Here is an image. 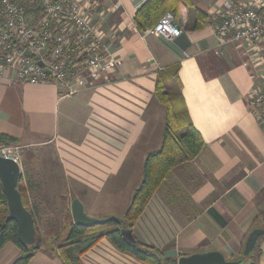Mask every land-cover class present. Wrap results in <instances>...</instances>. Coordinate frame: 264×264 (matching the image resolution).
<instances>
[{
  "label": "crops",
  "instance_id": "0c3cea01",
  "mask_svg": "<svg viewBox=\"0 0 264 264\" xmlns=\"http://www.w3.org/2000/svg\"><path fill=\"white\" fill-rule=\"evenodd\" d=\"M146 1L100 0L102 18L95 16L92 22L116 66L104 78L87 81L75 95L61 94L54 84L21 83L7 69L1 72L0 134L14 138L8 145L20 149L35 226L43 213L39 207L46 181L66 188L49 197L51 206L57 204L55 197L82 202L81 197L94 193L100 199L109 181V194L118 192L123 169V181L137 176L134 192L146 155L161 144L164 107L155 94L161 75L166 89L181 95L203 146L169 171L131 231L137 241L162 249L169 259L209 250L226 258L237 255L254 219L264 225V130L245 102L254 86L250 56L234 42L219 45L215 35L219 17L214 15L229 0L179 3L174 17L181 33L173 42L144 35L145 29L136 26L135 14ZM41 148L46 157L39 160L33 155ZM39 163L42 172L34 168ZM257 242L255 262L264 264V237ZM21 254L7 242L0 249V264H13ZM79 260L144 264L105 237ZM27 264L62 263L54 253L38 250Z\"/></svg>",
  "mask_w": 264,
  "mask_h": 264
},
{
  "label": "built area",
  "instance_id": "2783aa9c",
  "mask_svg": "<svg viewBox=\"0 0 264 264\" xmlns=\"http://www.w3.org/2000/svg\"><path fill=\"white\" fill-rule=\"evenodd\" d=\"M100 5V0H0V73L7 69L21 83L54 84L64 95L104 78L116 61L92 22L102 18ZM216 13L219 45L234 42L250 56L254 86L245 102L264 130V0H229ZM180 33L171 11L143 31L168 42ZM0 157L20 166L18 146L0 145Z\"/></svg>",
  "mask_w": 264,
  "mask_h": 264
},
{
  "label": "trees",
  "instance_id": "16d2710c",
  "mask_svg": "<svg viewBox=\"0 0 264 264\" xmlns=\"http://www.w3.org/2000/svg\"><path fill=\"white\" fill-rule=\"evenodd\" d=\"M179 3L188 6L189 0H147L135 14L136 26L144 30L154 25L166 11L173 12L175 16ZM155 94L164 107L161 144L158 149L149 152L143 161L140 183L134 190L122 215V223L111 221L106 224L85 227L70 221L66 234L56 246L48 241L53 240V238L47 237L39 244H25L18 238L16 222L6 220L7 199L0 182V249L7 242H11L22 252L13 264H27L34 252L38 250L54 253L62 264H81L79 257L104 237L119 251L133 256L144 264H170V259L166 258L159 248L139 241H136L135 244H129L120 233L122 224L129 229L133 227L151 196L168 176L169 171L174 166L194 158L203 146L202 137L193 126L181 95L169 92L161 75L155 84ZM14 142V138L0 134V145H8ZM20 193L24 207L33 217L25 193L22 190ZM257 219L258 217L254 219L252 228L261 225L260 220ZM261 220L264 221V215H262ZM34 227L36 236H39L35 224ZM257 243L251 254L243 258L242 264H256V254L259 253ZM240 253L226 259L236 261L241 258Z\"/></svg>",
  "mask_w": 264,
  "mask_h": 264
},
{
  "label": "water",
  "instance_id": "95a60500",
  "mask_svg": "<svg viewBox=\"0 0 264 264\" xmlns=\"http://www.w3.org/2000/svg\"><path fill=\"white\" fill-rule=\"evenodd\" d=\"M27 53V52H26ZM19 178V167L11 159L0 157V182L7 199L8 214L6 220H14L17 224L18 238L25 244H34L39 238L35 235L34 219L31 213L24 207L21 194L17 189ZM70 212L73 222L91 227L94 225L106 224L108 222L122 223L121 217L108 216L94 218L88 216L78 198H73L70 203ZM121 236L129 244H135L131 229L123 224L120 228ZM264 237V225L255 226L250 229L243 243L241 258L236 261H228L218 250L194 252L189 255H182L177 258H170V264H242L243 258L249 256L256 246L259 238Z\"/></svg>",
  "mask_w": 264,
  "mask_h": 264
},
{
  "label": "rangeland",
  "instance_id": "374dc122",
  "mask_svg": "<svg viewBox=\"0 0 264 264\" xmlns=\"http://www.w3.org/2000/svg\"><path fill=\"white\" fill-rule=\"evenodd\" d=\"M6 146H8V145H6ZM28 154L30 155V153H28ZM29 155L27 157L32 158ZM33 157H36L40 160V159H43L44 157H46V155L43 152V149L41 148L38 150L37 153H35L33 155ZM20 164H21V158H20ZM42 166L43 165L41 163H39L36 166H34V168L39 170L40 172H42L43 171ZM18 167H19V178H18V183H17V189L19 192H20V190H22L27 197L28 196V186H27V183L25 180L26 177H24L25 176L24 175L25 170L23 172L21 165ZM46 167L48 168V166H46ZM125 167H127V165ZM54 169L57 170V168H54ZM126 170L127 169H123L122 170L123 172L120 173V175L118 177V180L122 181V184L119 183L120 181H118V184L120 187L118 192L113 191L112 195L109 194L110 187L112 184L109 181L106 184L103 191L101 192L100 199H99V197H94L93 196L94 193H91L90 196L86 195V196L81 197L84 201V206H85V207L83 206L85 209L84 211L88 216L94 217V218H104V217H108V216H117V217L122 218V215L126 209V204L128 201L130 202L129 198L131 199V197H130L131 193L130 192H132V188L137 183L136 182L137 176H135V174L130 176V178H131L130 181H123V180H126ZM52 171L53 170H51L49 172V174L51 176L53 175ZM133 176H134L135 181H133L134 180ZM54 179H56V178L54 177ZM114 183L116 184L117 182H114ZM75 186H77V185L74 184L73 187H75ZM42 189H44L41 192L42 194H44V198L41 200L40 204L42 206L39 207V210H43V213H41L39 215L38 224L36 225V228L39 232V236H36V237L39 238V240L36 241L35 243L39 244L43 241L44 238L47 237V238H53V240H48V241L51 242L52 245L56 246L57 243L59 241H61L63 236L66 234V231L68 230L69 225H70L69 222L73 220L71 217V212H70L71 200L66 202L67 198L55 197L54 200L57 204L52 205V206L50 205V203L54 202L53 200H51L49 198L52 194L61 195V194H64L66 192L65 191L66 188H65V185L63 183L54 182V181H46L43 183ZM46 197H48V198H46ZM27 201H28V197H27ZM67 204H68V207H67ZM63 206H64V211L62 212L61 208ZM50 210H53L54 212L51 213ZM37 218H38V216H37ZM35 235H36V233H35ZM171 246L172 245H170V247ZM160 250L162 251V249H160Z\"/></svg>",
  "mask_w": 264,
  "mask_h": 264
}]
</instances>
